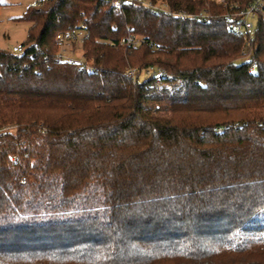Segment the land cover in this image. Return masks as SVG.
Here are the masks:
<instances>
[{
	"label": "trees",
	"instance_id": "16d2710c",
	"mask_svg": "<svg viewBox=\"0 0 264 264\" xmlns=\"http://www.w3.org/2000/svg\"><path fill=\"white\" fill-rule=\"evenodd\" d=\"M162 1L14 18L30 46L0 48V264H264V21L242 60L236 0ZM79 24L90 72L51 59Z\"/></svg>",
	"mask_w": 264,
	"mask_h": 264
},
{
	"label": "built area",
	"instance_id": "2783aa9c",
	"mask_svg": "<svg viewBox=\"0 0 264 264\" xmlns=\"http://www.w3.org/2000/svg\"><path fill=\"white\" fill-rule=\"evenodd\" d=\"M114 6L122 3H136L148 7L152 11H167L166 4L160 0L155 3L152 0H109ZM223 1V0H222ZM45 0H38L36 4L43 3ZM227 6L225 17L228 28L238 36L245 38L241 53L251 59L252 51L250 47L251 36L255 32L256 23L261 18L264 21V0H252L248 5H242L239 0L224 3ZM86 26L79 24L76 27L57 32L54 36L56 50L52 55L54 63L70 62L75 63L81 71L90 72L92 65L84 57L83 43L86 37ZM141 39L133 35H128L120 40V44L126 46H137ZM30 43H17L9 50L15 56H22L26 53ZM255 68V63H251L249 69ZM127 74L133 81L144 76L160 77L166 74L162 68H144L137 71L135 68L129 69Z\"/></svg>",
	"mask_w": 264,
	"mask_h": 264
},
{
	"label": "rangeland",
	"instance_id": "374dc122",
	"mask_svg": "<svg viewBox=\"0 0 264 264\" xmlns=\"http://www.w3.org/2000/svg\"><path fill=\"white\" fill-rule=\"evenodd\" d=\"M23 1L11 0L0 7V48L10 50L13 45L23 42L27 37L29 23L15 20L12 17L21 16L25 10L21 13L17 12L21 11L23 7L27 9L29 6L35 5L38 0H28V3H24ZM241 59L248 60L249 58L243 57Z\"/></svg>",
	"mask_w": 264,
	"mask_h": 264
},
{
	"label": "crops",
	"instance_id": "0c3cea01",
	"mask_svg": "<svg viewBox=\"0 0 264 264\" xmlns=\"http://www.w3.org/2000/svg\"><path fill=\"white\" fill-rule=\"evenodd\" d=\"M9 1H11V0H1V5H0V7L1 6H3V5H5V4H7V3H9ZM22 1V0H21ZM30 1V0H29ZM28 0L27 1H23L24 3H28L29 2ZM26 11V9H25V7H23L22 9H21V11H19V12H17V13H21V12H23V11ZM12 18H15V16L14 17H12Z\"/></svg>",
	"mask_w": 264,
	"mask_h": 264
}]
</instances>
